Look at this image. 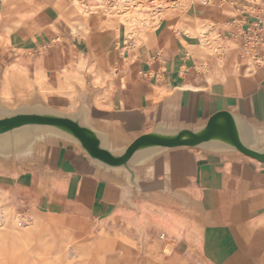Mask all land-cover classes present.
<instances>
[{"label":"crops","instance_id":"obj_1","mask_svg":"<svg viewBox=\"0 0 264 264\" xmlns=\"http://www.w3.org/2000/svg\"><path fill=\"white\" fill-rule=\"evenodd\" d=\"M63 1L0 0V93L4 94L1 71L5 65L14 64V68L21 72L36 73L49 82L65 85L63 71L69 70L76 75V65L89 54L93 55L95 61V49L89 41L85 39L90 47L86 54L78 47L77 37L68 30L67 10L60 8ZM86 1L91 6H107L105 0ZM249 3L250 0H213L197 5L194 8L195 14L191 11V15L187 14L185 17L206 20L198 19L194 25L199 27V33L208 27L213 33L219 35L220 30L222 34L219 35L220 40L202 41L198 44L199 48L195 40L190 38L187 41L180 34L183 30L191 33L193 26L189 24H194L195 20L190 18L193 23L180 20L177 25L164 24L155 40L152 36L138 42L134 40L139 46L128 50L124 48L119 55L115 47L116 51L107 55L108 63L104 69L98 68V64L93 61L91 67L95 69L97 77L105 79L111 73H116L113 78V93L107 100L109 104L102 107L130 109L151 106L152 103L146 104L143 101L153 95L156 89L164 90L169 85L175 86L176 82L199 88L209 97H218L243 95L248 91L244 90L243 85L251 79L263 81L264 64H256L257 57L253 55L251 45L247 42L246 28L248 24L254 23L252 19L256 17L254 13L248 14L245 7H251L249 9L252 10L256 7ZM180 22H185L183 30ZM254 25L259 27L258 23ZM104 44L107 45L106 41ZM243 45L247 49L244 48V53H241ZM262 50L264 51V48ZM211 53L218 57L206 60ZM217 53H222L221 59ZM34 90L38 88L33 86L25 92L17 91L10 96L4 95L16 99ZM51 99L71 109L64 102L56 98ZM151 126L148 128L146 125V130ZM216 174L221 176L217 177ZM25 175H29L33 184L40 187L44 176H57L58 173L50 169L0 171V177H9V181L16 183L18 187ZM228 177L230 181L237 183L235 190H230V194L235 196L246 193L247 198L251 200L264 191L263 163L251 159L227 161L211 170L208 181H194L195 184L190 188L194 195L206 204L205 212H191L171 202L144 200L139 202L138 208L133 209L134 213L129 216V222L132 226L146 231L174 235L178 242L189 241L200 245L204 256L212 264H264V204L256 203L253 207L244 204L242 207L239 200L240 203L235 201L230 204V201H227L224 205L212 207L214 200L209 196V191L220 187ZM19 190L18 194H23L26 200L31 197V191H34L29 183ZM43 192L45 197V192L60 197L55 201H49L46 197L47 204L55 206L59 212L65 214V226L72 230L75 226H89V223L96 221L99 216L110 212L113 204H117L116 200L112 202L108 197L92 192H89L92 194L89 198L78 196L88 194L87 192L71 193L56 187L44 189ZM249 207L253 214L250 215L246 226L248 227L249 223L253 231L249 241L245 243L243 237L236 236L240 232V214L244 215ZM115 217L117 223L125 224L122 213H115ZM210 228L222 230L229 242L231 235L232 243L221 244L215 241L206 233ZM233 241L241 245V249H236Z\"/></svg>","mask_w":264,"mask_h":264},{"label":"water","instance_id":"obj_2","mask_svg":"<svg viewBox=\"0 0 264 264\" xmlns=\"http://www.w3.org/2000/svg\"><path fill=\"white\" fill-rule=\"evenodd\" d=\"M98 92L78 88L71 109L40 90L16 99L0 93V171L95 177L131 209L155 200L203 213L206 204L190 190L194 181L227 161L264 164V98L255 91L209 97L199 90L130 109L99 106ZM199 155L200 164H188Z\"/></svg>","mask_w":264,"mask_h":264},{"label":"rangeland","instance_id":"obj_3","mask_svg":"<svg viewBox=\"0 0 264 264\" xmlns=\"http://www.w3.org/2000/svg\"><path fill=\"white\" fill-rule=\"evenodd\" d=\"M117 1H119V5ZM172 1L171 4H176L169 7V0H105V4L112 9L99 11L100 15H103L101 16L102 20L99 27L93 28V32L104 31V27L110 25L112 18L118 17L125 30L124 40L116 46L119 55L123 51V46L127 50L133 46H139L135 43L134 36L128 34V30L133 24L138 27L143 26L142 30H135L136 32L146 31L147 36H152L155 40L158 31L166 23L177 25L180 20L193 23V20L190 19L193 18L195 23L189 25L194 26L198 19H201L186 18L185 16L189 15L192 9H189L184 2L179 3L182 0ZM249 4L256 6L253 10L249 9L251 7H245L248 14L256 15L252 21L259 22L263 26L259 33L262 39L258 38L259 42L256 45L251 44L252 50L257 46L254 56L257 57L256 64L260 65L264 64V51L262 50L264 48V0H250ZM60 8L67 10L68 22H77L81 18L88 20L89 18L90 24L95 26L92 21L93 12L88 6L83 4L80 9L75 11L73 0H64ZM148 21H150L149 24ZM184 24L185 22H180L182 30L185 27ZM252 24L254 25V23ZM176 25H174L175 28ZM246 31H248L246 36L249 43L252 40V38L249 39L252 33L251 24H248ZM180 32L184 39L195 40L196 46L202 42V36L198 31L193 34L184 30ZM219 35L222 36L221 32ZM216 36L218 34L212 32L211 37L216 38ZM77 40L78 47L87 54L90 48L89 43L79 38ZM244 47L243 45L241 53H244ZM206 51L208 52V50ZM217 54L221 59L222 53ZM214 56L218 57L211 53L206 60ZM147 126L149 128L151 123ZM5 175L10 176V174ZM9 180L7 176L0 177V217L6 216L4 222L0 223V264H143L145 258L156 255L159 245L163 246L164 250L168 249L163 256L164 264H212L204 256L200 245L189 241L178 242L174 235L165 234V232L145 230L142 233L135 231L131 233L126 225L116 221L111 224L105 220L92 221L89 226L84 228L76 226L73 230L67 228L65 214L59 212L55 206L47 204V199L49 201L58 200L60 198L58 195L45 192L46 199L31 194V197L26 200L23 194H18L20 190L17 184ZM42 193H44L43 190ZM20 212L25 213L23 225H18V221L21 220ZM111 230L123 234L113 235L110 233ZM161 234H165V238H161ZM167 244H172L173 248H167Z\"/></svg>","mask_w":264,"mask_h":264},{"label":"bare ground","instance_id":"obj_4","mask_svg":"<svg viewBox=\"0 0 264 264\" xmlns=\"http://www.w3.org/2000/svg\"><path fill=\"white\" fill-rule=\"evenodd\" d=\"M103 1V0H99ZM213 0H182L180 2H184L187 4L189 9H192V13L195 14L194 8L197 5L200 4H206L209 2H212ZM173 1L169 0V7L176 4H171ZM73 3L75 5V11L80 9L81 5L88 6L90 10L93 12L92 21L95 23V26H92L86 18H81L77 22H68L67 27L70 33H72L75 37L85 40L87 39L91 46L94 47V53L95 54V61L92 54L87 55L83 60L79 61L76 65V71L77 74L73 75L69 70L63 71V76L66 81L65 85H59L56 83L49 82L45 77L39 76L36 73H24L19 71L17 68H14V64L5 65V67L1 71V79L4 85V94L10 96L12 93L20 91L25 92L29 88L36 86L38 90L42 91L46 98H56L62 102L65 103V105L69 108H74L78 104V99L76 98V93L79 87L86 88L88 90H98L101 93H97L96 95V103L99 106H107L109 104L106 103V101L111 97V94L113 93V78L116 76V73H111L110 76L103 79L102 77H97V74L95 72V69L91 67V63L94 61L95 64H98V68L104 69L105 66L108 63L107 55H110V52H114L115 47L117 44H120L121 41H123V35L125 30L123 29L122 22L118 19V17L112 18L110 25L107 27H104L105 30H98L96 32H93V28L99 27L100 21L102 20L100 15V10L104 9H112L109 6H91L88 4L86 0H73ZM117 4L119 5V1H117ZM116 4V5H117ZM111 6V5H110ZM217 6V5H216ZM114 7V6H112ZM204 8V7H203ZM219 9V8H218ZM126 21V20H125ZM147 22V21H146ZM150 21H148L149 24ZM258 23L259 22H254ZM212 26V25H211ZM130 27V26H129ZM143 27V26H142ZM138 27L135 24L128 30L129 36H134L135 40L137 42L139 40L145 39L148 37L146 31L143 32H136L140 31L143 28ZM214 26H212L213 28ZM199 27H191V34L198 31ZM258 29V30H257ZM263 26L259 24V27L251 24V37L252 40L248 44H258L259 39H262L261 35L259 34L260 31H262ZM136 30V31H135ZM209 32H211L209 34ZM212 30H210L208 27L201 32L202 41H217L220 40L219 35L216 36V38L211 37ZM137 33V34H135ZM220 33V32H219ZM215 34H218L215 32ZM119 38V40H117ZM86 40V41H87ZM107 43V45H103V42ZM257 47V46H256ZM253 50V55L256 54V48ZM126 48L123 46V49ZM245 49L246 46L244 47ZM45 49V48H43ZM116 51V50H115ZM125 53V52H124ZM249 54V53H246ZM251 55V54H250ZM106 70V69H105ZM99 71V70H98ZM20 78L23 80H20ZM211 80V79H210ZM244 90L248 89L249 92L255 91L259 97L264 98V83L257 81L256 79H251L249 82H247L245 85H243ZM199 88L193 87L191 85H182L179 82H176L175 86L169 85L164 90L156 89V92L149 96L145 101H143L146 104H160L163 102V100L177 97L174 94H181V93H188L189 96H195L196 94H199ZM246 97H240L241 101H246ZM174 100H177L176 98H173ZM114 104V103H111ZM203 159V156H198L197 158L191 159L188 164L191 166H196L197 164H200ZM187 164V166H188ZM166 170L168 168L172 169V165L170 166L169 162L165 163ZM183 167V164L177 165V168L174 169V172L179 171L178 169H181ZM27 172V171H26ZM180 173V172H179ZM178 173V174H179ZM217 177H220V174H216ZM35 178V177H34ZM206 180V178H204ZM19 189L26 186L27 183H29V186H31V189L34 191H31L33 195L40 196L42 198H46L44 194L42 193V190L54 188L56 187L59 190L68 191L71 193H76L77 191L87 192L88 194H78L79 197H85L89 198L92 196L91 193L96 195H101L108 197L112 202H115L117 193L115 192V189L110 187L108 184L102 182L101 180L95 178V177H79L75 174H62V175H46L43 177L42 180V186L34 185L32 182V179H30L29 175H25L21 181H20ZM38 182V181H37ZM24 183V185H23ZM222 185V186H221ZM237 185L236 181H230V177H228L224 183L220 184V187L214 188L209 191V196L214 200L212 207H215L217 205H224L226 202L230 201V204L233 202L239 200L241 201V206L243 207L244 204H249L251 207H253V204L260 203L264 204V191L256 197H252L251 200L247 198L245 194L240 193L237 197L233 194H230V190H235V186ZM192 203H194L192 201ZM240 203V202H239ZM238 203V204H239ZM152 206V205H151ZM122 213L123 219L125 221V224L130 232H144V229H140L139 227L132 226V223L129 222V216L134 213L133 209H131L127 204H124L123 202L119 204H113L112 210L106 214H103L97 218V220H105L108 223L114 224L117 217H115V213ZM253 214L252 209L249 207L246 209L245 214L241 215V223H239L240 226V232L236 236L237 238H244L245 243L249 241L251 237V233L253 231V227L246 226L250 215ZM6 216L0 217V223L4 222ZM123 224V223H122ZM231 232V231H230ZM244 232V236H243ZM110 233L113 235L116 234H123L116 230H111ZM209 236H211L215 241L219 243H228L227 241V235L222 232V230H215L213 228H210L208 230ZM125 234V233H124ZM129 234V233H126ZM232 236L230 235V242ZM234 246L236 249H241V241L239 240V244L235 243L233 241ZM4 249V248H3ZM167 250L163 246H158L156 255H152L151 257L145 258L143 260V264H164L163 262V256L167 253ZM195 251V250H194Z\"/></svg>","mask_w":264,"mask_h":264},{"label":"built area","instance_id":"obj_5","mask_svg":"<svg viewBox=\"0 0 264 264\" xmlns=\"http://www.w3.org/2000/svg\"><path fill=\"white\" fill-rule=\"evenodd\" d=\"M249 39H251V38H249ZM24 214L25 213H21V212L19 213V216L21 217V220L18 221V225H23L25 223ZM160 237L161 238H165V234H161Z\"/></svg>","mask_w":264,"mask_h":264}]
</instances>
